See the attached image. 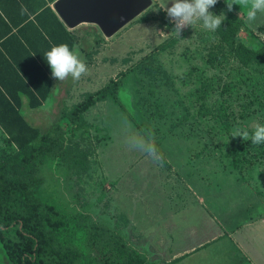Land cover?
I'll return each mask as SVG.
<instances>
[{
    "label": "rangeland",
    "instance_id": "rangeland-1",
    "mask_svg": "<svg viewBox=\"0 0 264 264\" xmlns=\"http://www.w3.org/2000/svg\"><path fill=\"white\" fill-rule=\"evenodd\" d=\"M220 1L210 11L225 16ZM231 11L244 16L249 25L264 20L259 14L250 20L247 10L235 4ZM173 28L161 0H151L150 7L111 37L93 24L71 28L88 72L78 81L68 77L56 82L54 106L51 96L38 112L21 111L25 121L42 132L60 116V130L52 134L56 144L50 153H39L29 164L8 171L11 179L27 183L63 213L99 223L127 247L149 255L153 247L139 244L142 240L132 245L139 232L132 231L126 220L127 210L138 205L179 208L202 199L204 211L215 214L219 224L235 216L233 226L264 213V145L249 147L245 140L234 137L237 129L251 134L256 123L264 124V96L252 99L239 81L249 73L260 82L264 70L241 68L243 75L239 76V64L228 54L212 61L220 49L219 38L200 23L182 29L179 39L165 50H155L176 34ZM238 41L258 49L264 46V30L256 25L251 32L241 31ZM125 71L117 98L145 135L113 102V85L76 126L68 121L73 107L87 94L100 91ZM228 88L229 93L221 96ZM222 99L232 102L234 109V115L222 122L199 110L202 103L209 110ZM241 108L250 113H238ZM15 153L0 129V162ZM197 205L164 217H182L183 226H202L204 211ZM229 221L219 226L227 234ZM225 239L228 242L227 236ZM232 249L220 251L218 264H243L238 250ZM152 253L150 258L157 259V251ZM92 257L103 264L106 254L96 250ZM188 263L213 264L210 257L204 259L198 253ZM0 264H11L1 246Z\"/></svg>",
    "mask_w": 264,
    "mask_h": 264
},
{
    "label": "trees",
    "instance_id": "trees-1",
    "mask_svg": "<svg viewBox=\"0 0 264 264\" xmlns=\"http://www.w3.org/2000/svg\"><path fill=\"white\" fill-rule=\"evenodd\" d=\"M47 1L53 3L55 0ZM219 3L227 13L224 22L215 31L220 49L212 55L211 60L217 61L228 54L239 64V76L243 75L241 68L264 70V46L252 49L238 41L241 31L251 32L256 25L258 29L264 30V20L249 25L244 16L228 11L224 0ZM6 31H10L9 28ZM178 39L174 34L155 50H165ZM62 43H67L70 48L74 45L79 47L74 35L48 6L42 7L35 23H29L20 30L19 37L0 38V129L6 141L16 150L13 157L0 162V246L11 264H97L92 257L96 250L106 254L103 264H150L139 250L127 247L123 239L115 238L112 230L99 223H87L78 216L63 213L55 204L42 199L27 183L8 176L12 168L23 167L35 160L39 153L43 156L53 150L55 141L52 134L60 130V116L51 128L42 132L25 121L20 107L22 96L28 98L31 109L40 107L51 98L53 82L44 54L52 46ZM126 74L127 71L121 72L100 91L87 94L73 107L68 121L76 126L82 120L83 113L95 102L103 100L106 90L113 85V102L145 135L117 98L116 90ZM239 81L253 96L252 99L264 96V78L255 82L246 73V78ZM226 93H229V88L221 91L220 95ZM212 105L213 108L208 110V106L202 103L199 110L221 122L227 115H234L232 102L222 99ZM238 113L250 111L241 108ZM241 116L244 118L247 114ZM245 143L249 147L256 145L251 139L245 140Z\"/></svg>",
    "mask_w": 264,
    "mask_h": 264
},
{
    "label": "crops",
    "instance_id": "crops-1",
    "mask_svg": "<svg viewBox=\"0 0 264 264\" xmlns=\"http://www.w3.org/2000/svg\"><path fill=\"white\" fill-rule=\"evenodd\" d=\"M56 1L49 3L47 0H0V38L3 39L8 36L19 37L20 30L29 23H35L36 15L43 6L50 7L56 17L71 32V28L64 24L54 8ZM7 28L10 31H6ZM52 82L51 94L54 106L57 89L56 82L58 80L52 77ZM21 101L20 112L26 109L38 112L37 110L44 107L45 104L42 103L40 107L31 109L28 106L29 100L27 97L22 96ZM45 110L47 111L48 108L46 107ZM196 203L198 205L192 202L184 207L162 206L158 209L147 205H138L133 209L127 210L126 220L128 225L132 231L138 230L139 232V237H133L132 245L136 246V240L137 243L142 240L143 242H139V244L142 243L147 247H153L150 251L146 249L151 255L144 250L140 251L142 254L148 255L149 258L147 260H149L150 264H189L188 261L193 258L195 253L200 254V257H204V259L205 256L210 257L213 264H218L220 251L226 252L228 247L230 251L233 250L232 248L238 250L237 252L241 256L240 260L243 264H264V213L255 218H250L248 222H239V226L237 224H234L235 226L232 225L235 216H230L226 221L223 220L224 222L220 223L227 225L226 222L232 217L229 221L231 229L230 227L229 229L227 228V234L219 227L220 224L216 215H212L209 211H204L203 200L199 199ZM188 205H190V208L192 205H197L199 209L204 211L202 226H188L189 224L183 226L182 217L172 220L164 217L167 214H181ZM226 236L228 242L225 241ZM212 245L218 246V249H213L215 246L210 247ZM152 251H157V259L150 258V256L154 255ZM228 256L226 260L225 257H222L224 262L229 257L233 258V256Z\"/></svg>",
    "mask_w": 264,
    "mask_h": 264
},
{
    "label": "clouds",
    "instance_id": "clouds-1",
    "mask_svg": "<svg viewBox=\"0 0 264 264\" xmlns=\"http://www.w3.org/2000/svg\"><path fill=\"white\" fill-rule=\"evenodd\" d=\"M218 0H161L162 11L174 22L173 31L179 37L182 29L200 23L202 27L211 32L220 28L225 20L224 13L214 15L210 9ZM227 10L231 11L233 5L247 10L250 20H255L257 15H264V0H225ZM171 4V7L167 5ZM44 59L50 68L51 76L58 81L71 77L78 81L88 72L86 62L81 58L79 47H69L67 43L54 45L44 54ZM234 137L243 140L251 139L256 145L264 144V124L256 123L251 134L247 129H237Z\"/></svg>",
    "mask_w": 264,
    "mask_h": 264
},
{
    "label": "water",
    "instance_id": "water-1",
    "mask_svg": "<svg viewBox=\"0 0 264 264\" xmlns=\"http://www.w3.org/2000/svg\"><path fill=\"white\" fill-rule=\"evenodd\" d=\"M151 6V0H57L54 8L68 28L96 25L111 37Z\"/></svg>",
    "mask_w": 264,
    "mask_h": 264
}]
</instances>
